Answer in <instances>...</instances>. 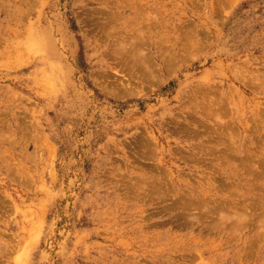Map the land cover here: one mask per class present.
Wrapping results in <instances>:
<instances>
[{
	"label": "rangeland",
	"instance_id": "374dc122",
	"mask_svg": "<svg viewBox=\"0 0 264 264\" xmlns=\"http://www.w3.org/2000/svg\"><path fill=\"white\" fill-rule=\"evenodd\" d=\"M0 264H264V0H0Z\"/></svg>",
	"mask_w": 264,
	"mask_h": 264
}]
</instances>
